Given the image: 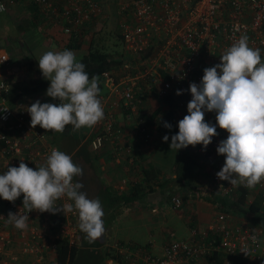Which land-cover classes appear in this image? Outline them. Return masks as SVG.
Instances as JSON below:
<instances>
[{
	"label": "built area",
	"instance_id": "2783aa9c",
	"mask_svg": "<svg viewBox=\"0 0 264 264\" xmlns=\"http://www.w3.org/2000/svg\"><path fill=\"white\" fill-rule=\"evenodd\" d=\"M24 1L37 3L64 21L62 32L72 37L102 17L101 6L94 0H70L62 8L50 0ZM14 4L15 0H0L3 8L0 14L12 10ZM121 11L124 18L118 37L124 50L119 54L124 71L116 74L105 70L100 75L104 93L99 100L104 118L94 125L96 131L90 145L95 151L112 145L116 155L124 153L131 158L135 143L153 151L155 131L144 119L151 115L147 111L152 113V106L168 97L176 118L187 115V104L192 99L189 84H199L203 70L219 64L223 51L242 34L248 36L249 47L260 49L264 61V0H132ZM0 58L4 61L6 55L1 54ZM7 90V83L1 78L0 109L6 110L0 111V174L8 167H18L21 160L35 169L45 162L52 148L58 149L49 141L45 129L31 126L28 103L21 99L9 101L4 94ZM177 90H181L180 95ZM119 116L124 118V124H119ZM215 117V111L204 113L205 122L215 124L218 131L211 143L206 147L189 145L184 150L200 163H217L207 190L229 198L239 184L231 185L216 176L225 161L216 149L228 133L218 130ZM255 188L264 189V180ZM22 201L23 194L13 202L0 198L7 208L0 212V264H58L59 242L65 241L69 246L80 243L78 216L33 210L27 213L28 227L17 229L6 218L9 212L26 211ZM69 202L63 197L56 204ZM170 202L174 208L181 206L178 196H172ZM261 207L264 209V197ZM232 219H215L199 234V242L195 233L189 239H179L170 233L171 240L162 255L149 258L146 264L198 262L213 253L222 254L223 264H264V224L252 218ZM14 246L29 259L5 254Z\"/></svg>",
	"mask_w": 264,
	"mask_h": 264
},
{
	"label": "clouds",
	"instance_id": "9594fccd",
	"mask_svg": "<svg viewBox=\"0 0 264 264\" xmlns=\"http://www.w3.org/2000/svg\"><path fill=\"white\" fill-rule=\"evenodd\" d=\"M248 40L242 34L223 51L219 64L203 70L199 84H189L192 99L187 104L188 114L178 122V132L171 136L169 147L176 151L189 145L206 147L217 132L215 126L205 122L204 113L215 111L216 124L228 133L216 149L225 157L216 176L231 185L252 188L264 180V61L260 49L249 47ZM38 68L50 82L46 95L58 103H32L27 112L33 128L39 125L46 131L62 133L66 125L76 131L104 118L98 99L99 77L89 79L85 65L71 50L45 52L38 60ZM176 94L180 95L181 90ZM164 127L172 126L164 123ZM168 139L167 135L162 137L165 142ZM82 175V168L73 163L72 157L56 148L35 169L23 160L18 167H8L0 174V198L13 202L23 194L26 211L9 212L7 223L23 230L28 227L27 213L33 210L75 213L78 227L90 243L102 237L105 228L101 202L87 198L81 191L83 184L73 179ZM63 197L70 202L57 205L56 201Z\"/></svg>",
	"mask_w": 264,
	"mask_h": 264
},
{
	"label": "crops",
	"instance_id": "0c3cea01",
	"mask_svg": "<svg viewBox=\"0 0 264 264\" xmlns=\"http://www.w3.org/2000/svg\"><path fill=\"white\" fill-rule=\"evenodd\" d=\"M50 1L54 6L62 8L68 6L70 0ZM94 1L100 6L102 5L99 0ZM131 1L115 0L116 10L109 14L105 13V10L101 7L102 17L97 19L98 22L93 21L89 25L95 26L101 22L99 26H103L107 24L103 23L105 21H116L115 26L118 29V37L121 30V21L124 18L121 14V7L128 5ZM39 6L40 8L35 10L36 5L32 2L15 0L10 19L14 22L16 32L13 37L6 38L7 40H4V37L0 34V56L1 54L6 55L4 61L0 58V79L3 78L8 86V90L4 94H7L6 98L13 102L24 97L29 106L37 100L41 103L53 104L55 100L46 95L50 82L43 78L38 68L39 59L37 55L40 54V51L44 54L47 51L67 49L71 50L79 60L81 54L88 50L87 43L78 48L68 47L69 36L62 32L64 21L51 15L41 5ZM121 51L124 52L122 48L119 51L113 49L111 52L103 50V52L108 53L107 61L112 64L111 68L107 70L118 73L124 71V61L120 59L119 55ZM142 64H146L144 59ZM40 81L42 88H37ZM103 93L104 88H100L98 99L101 96L100 94ZM147 112L151 114V112ZM146 117L151 118L150 115ZM174 118L176 125L183 119V117L176 118L175 115ZM123 119L120 116L118 117L119 124H124ZM212 126H215V124H212ZM95 131L94 126L81 128V133H84L86 137L90 134L93 135ZM171 132L174 135L173 131H169L167 133L168 137L171 136ZM216 132H218L217 128ZM161 135L154 132L155 149L153 151L140 146L139 151L143 154V160L141 158L138 165L134 161V152L131 154V158L124 153L116 155L112 145H106L97 151L102 154V158L99 162H96V166L99 165L97 168L98 177L89 187V195L101 197L103 212L110 220L107 228H105L103 242L98 248L100 251H104L106 255V259L102 264H146L149 258L162 255L165 246L171 240L170 233H174L175 237L179 239H189L195 233V239L199 242L201 239L199 234L206 231L211 222L215 219L219 220L221 217L232 219V216L234 221L240 218H252L257 223L264 224V209L262 207L258 214H252L248 211V205L260 193L264 197V189L248 188L243 184H239L238 196L236 197L234 193L229 198H223L213 190H207V187L210 186V175L217 166L215 161H205L207 163L205 164L194 158L193 173L189 180H178L172 168L174 157L179 156L183 148L177 151L172 149L173 157L165 162L164 169L156 166L152 161L154 160L156 164L161 161L160 155L155 153L163 152L164 146L168 144V142L162 141L164 145H161L159 141ZM144 166L154 168L156 178L149 180L148 183L153 185L155 190L146 195L144 193L140 199L136 198L133 203H119L117 200L112 204H108L109 202L103 197L104 188L102 184L110 186V194L113 197H118L117 194L121 192L128 193L133 182H144V176L140 171ZM172 196L180 197L181 206L179 208L172 207L170 202ZM221 200L226 201L225 205L222 206ZM1 211L5 212L7 208L0 202ZM78 232L82 245L80 230ZM5 254L17 255L25 261L30 257L21 254L16 246L6 250ZM216 258H219L221 264H223L221 253H213L209 257H203L198 262H185L184 264H214L217 261Z\"/></svg>",
	"mask_w": 264,
	"mask_h": 264
},
{
	"label": "trees",
	"instance_id": "16d2710c",
	"mask_svg": "<svg viewBox=\"0 0 264 264\" xmlns=\"http://www.w3.org/2000/svg\"><path fill=\"white\" fill-rule=\"evenodd\" d=\"M33 3V2H32ZM36 5L35 10L37 8H40L39 4L33 3ZM95 26H88L87 28L83 27V29H80V31L76 34V36H69L67 45L71 48H78L84 43H87L88 50L87 52L82 53L79 57V62L83 63L85 65V71L89 75V79H91L92 76H98L100 78L101 73L104 70H107L111 68V63L107 61L108 53L103 52L101 48V44L104 40L97 34L99 31L94 29ZM99 38L97 39V37ZM95 40V41H94ZM100 41V43H99ZM116 74H120L118 72H115ZM99 88H104L102 83L99 82ZM37 88H42V83L40 81V85H37ZM58 103L57 100H54V104ZM154 108V109H153ZM152 108V113L150 115L151 118L145 117L144 119L146 123H151L150 125L154 126L155 133H160L161 145H164L162 143V137L165 135L168 136L169 131H173L174 135L178 132V128L176 125V120L174 118V111L171 108V99L168 97H165V99L161 100L159 103H155L154 107ZM164 123L170 124L172 127L170 129L164 127ZM46 133L48 134V137H51L49 140L51 143L55 144L58 148V150L64 152L65 154H68L72 157V161L77 166L81 167L83 170L82 176L74 177V182H80L83 184V188L81 191L85 192L87 194V198L89 199H95L98 197H94L89 195V187L94 183V180L97 179V168L96 162H99L100 158H102V154L98 153L97 151L93 150L91 148V139L93 137L92 134L89 136H85L84 133H81V129L73 131L72 125H66L65 130L62 133H58L55 131L47 130ZM154 135V134H153ZM171 132V136H172ZM52 136L57 137V139H53ZM171 136H169L168 143H171ZM59 139L60 142H59ZM65 141L66 144H62L61 141ZM165 142V141H164ZM165 142V143H166ZM2 143V142H1ZM132 150L134 152V161L135 164L138 165L139 160L142 158L143 160V154L139 151L140 145L135 143L133 144ZM181 154L178 156L176 155L174 157L173 162V172L176 174V178L178 180H189L192 176V168L195 161V157L193 154L187 152L186 150H182L180 152ZM194 159V160H193ZM142 162V161H141ZM134 167V165H133ZM146 168V169H145ZM141 173L144 176L143 180L144 182L136 183L133 182L130 187V191L128 193H119L118 197L111 196L110 194V186L106 184H102L104 190H103V197L105 200H107L109 203L112 204L118 200L119 203H133L136 198H139L141 196L146 195L148 193H151L155 190L153 185L149 184V180H153L156 178L154 168L152 166L149 167H142ZM92 174V176H90ZM150 175V176H149ZM130 183V182H129ZM147 183V184H146ZM146 184V185H144ZM99 193V192H98ZM100 195H102L100 193ZM99 195V196H100ZM243 196V194H242ZM226 198V197H223ZM263 198L262 193H260L256 199L253 200L248 205V211L252 214H258L260 212L261 208V200ZM100 202L102 201L101 197L98 198ZM225 200H221L220 203L225 205ZM112 216V215H109ZM104 225L106 223L109 224L110 220L109 217L107 218V215L104 214L103 217ZM108 220V221H107ZM78 221V218H77ZM78 227V224H77ZM104 228H107V226H104ZM78 230L79 227H78ZM80 235L82 237V245L80 242L79 245H68L65 241H61L57 244V260L58 264H102L103 261L106 259V255L104 254V251H100L98 248L102 244V239L104 237V234L102 237L98 238L97 240L93 242H89L86 239V234L82 233L80 231ZM94 247V248H91ZM217 261L214 262V264H221V260L219 258H216Z\"/></svg>",
	"mask_w": 264,
	"mask_h": 264
},
{
	"label": "rangeland",
	"instance_id": "374dc122",
	"mask_svg": "<svg viewBox=\"0 0 264 264\" xmlns=\"http://www.w3.org/2000/svg\"><path fill=\"white\" fill-rule=\"evenodd\" d=\"M101 2V7L105 10V13H113L116 9H115V0H99ZM12 10L9 9L7 12H4L2 14H0V34H2V36L4 37V40H7L6 38H10L13 37L14 33L16 32V28L14 26V22L11 21L10 19V15H11ZM101 23V22H100ZM99 23V24H100ZM103 23H107L103 26H99V24H96L94 27V29L98 30L99 32L97 34H99V36H101V38H103L102 40L103 43L101 44V48L103 50H108V51H112L113 49L119 51L122 48V42L120 40L119 37H117V32L118 29L115 26L116 21L111 22V20H109L108 22H103ZM117 24V23H116ZM99 26V28H98ZM117 30V31H116ZM99 36L97 37V39L99 38ZM100 43V41H99ZM36 53V51H35ZM40 54L37 55V58L39 59L43 54L41 53V51L39 52ZM23 98V99H21ZM18 99L21 100H26L24 97H21ZM132 122V120H131ZM53 139H57V137L52 136ZM51 139V137H49V140ZM59 142L61 139H59ZM62 144H66L65 141H61ZM167 143V142H166ZM170 143L166 144L163 148V152H157L155 154H159L160 155V161L157 164L154 162V160L152 161L156 166H158L159 168L164 169L165 168V162L168 161V159H172V149H170L169 147ZM153 159V158H151ZM174 161V160H173ZM159 164H161L159 166ZM254 188V187H253ZM235 196H238L237 191L235 192ZM104 226H108V223H106Z\"/></svg>",
	"mask_w": 264,
	"mask_h": 264
}]
</instances>
